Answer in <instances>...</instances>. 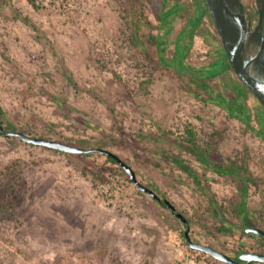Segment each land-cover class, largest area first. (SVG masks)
Masks as SVG:
<instances>
[{
  "label": "rangeland",
  "instance_id": "1",
  "mask_svg": "<svg viewBox=\"0 0 264 264\" xmlns=\"http://www.w3.org/2000/svg\"><path fill=\"white\" fill-rule=\"evenodd\" d=\"M36 1L39 7L0 0L1 126L111 149L187 216L193 240L232 256L264 252V239L246 231L264 228V107L258 99L249 94L253 131L206 100L185 75L147 59L120 15L127 0ZM144 2L165 56L173 62L181 48L193 69L215 68L208 82L220 94L224 77L234 73L216 67L221 44L205 33L214 32L208 17L192 27L199 0ZM244 3L256 22V0ZM154 5L170 13L164 23ZM144 80H150L147 90ZM188 125L201 146L214 150L211 165L185 146ZM176 155L200 183L177 165ZM233 161L252 178L247 186L215 169ZM1 204L0 264H230L191 247L184 221L101 152L67 153L0 135Z\"/></svg>",
  "mask_w": 264,
  "mask_h": 264
},
{
  "label": "trees",
  "instance_id": "2",
  "mask_svg": "<svg viewBox=\"0 0 264 264\" xmlns=\"http://www.w3.org/2000/svg\"><path fill=\"white\" fill-rule=\"evenodd\" d=\"M3 1H5L6 4H10L11 0ZM29 1L36 7H39L36 0ZM144 7V0H127V5L122 6L119 9L121 17L125 20V23L128 29L130 30L129 39L131 43L136 47H139L142 51V54L150 61L157 63L158 67H161L162 70L164 68L165 70L171 72V69H175L181 74L185 75L193 83V85L198 86L199 88L202 87L204 89V92L207 94V97L205 98L206 100H211L219 106L223 107L228 111L231 116L241 120L247 125L249 129L255 131V127L251 123V107L248 103L249 94H253L254 96L255 94L246 86V84L238 77V75L234 71L227 55L226 49L222 43V40L214 27L207 0H199V14L198 16L196 15L195 17H191L190 21L192 27L195 28L203 20L204 16L208 17L209 23L214 28V32L211 33L210 31L206 30L205 33L207 35H213L221 44L218 52L219 55H221V58L217 63L216 67L219 64H222V66L226 67L225 69H230V72L234 73L233 77H224V83L226 84V87L222 92H220V94H214L213 88L208 82L209 78H212L216 75L217 71L214 70L215 68L193 69L191 66L187 65L183 61V59L185 58V52L184 49L181 48L179 49L178 55L175 57L173 62L165 56L162 46V37L156 32H154V30L157 28V25L149 18ZM154 9L159 20L164 23L170 13L168 11L163 10V6L162 8H160L158 5H154ZM16 16L24 20L26 23L35 27V29H39L38 26L31 20L29 16L18 13L16 14ZM46 39L48 44L52 46L51 40L49 38ZM179 39L181 40L182 38L180 37ZM155 55H157V58H155ZM59 59L63 64L66 77L75 86L76 89H81V86L76 81L72 70L69 68V66L63 59ZM149 81L150 80H144L142 83V87H145L146 90L147 83ZM85 90L95 94L94 90L92 89ZM258 101L260 102V100ZM261 105L263 104L261 103ZM3 113L4 111L0 106V135L10 137L11 135L9 134V131L7 129L12 131L16 130V128L12 126V124H10L11 126L8 128H3L1 126V117ZM119 128L121 130L122 126H120ZM186 133L187 136L184 139L185 146H187L188 149L195 153L204 162L211 165V158L215 157L214 150L204 148L200 145L197 131H195L190 125L186 127ZM86 147L88 146L86 145ZM81 154L88 153L85 152ZM107 157L109 160L118 163L113 157L109 155H107ZM174 160L178 166L191 173L195 177V180L200 183L199 174L191 168V166L186 162L184 158H182L180 155H176ZM122 169L124 168L122 167ZM215 169L217 170V172L223 174L230 173L234 176L239 177V181L241 183H244V186H247L246 183L249 182L250 179H252L251 177L247 178L244 176V169L238 161H233L228 167L223 168L221 166H217L215 167ZM148 186L155 189L160 195L162 194L156 182L151 181L150 185ZM4 206L5 204H1L0 210L3 209ZM197 264L201 263L198 262Z\"/></svg>",
  "mask_w": 264,
  "mask_h": 264
},
{
  "label": "water",
  "instance_id": "3",
  "mask_svg": "<svg viewBox=\"0 0 264 264\" xmlns=\"http://www.w3.org/2000/svg\"><path fill=\"white\" fill-rule=\"evenodd\" d=\"M207 2L214 27L222 40L234 71L264 105V0H256L258 12L256 22L244 0H207ZM9 134L34 145L46 146L67 153L101 152L113 157L141 190L150 193L184 221L187 226L186 240L191 247L230 264L264 263V252L244 251L240 254L241 260H237L220 249L193 240L189 233L187 216L179 211L171 200L163 198L155 189L142 182L138 178L135 168L113 150L100 146L85 148L61 140L33 136L20 130L9 131ZM246 231L252 235L256 233L264 238V228L262 227L250 226Z\"/></svg>",
  "mask_w": 264,
  "mask_h": 264
},
{
  "label": "flooded vegetation",
  "instance_id": "4",
  "mask_svg": "<svg viewBox=\"0 0 264 264\" xmlns=\"http://www.w3.org/2000/svg\"><path fill=\"white\" fill-rule=\"evenodd\" d=\"M248 233V232H247ZM249 235H251V236H257L258 234H251V233H248ZM258 236H260V235H258ZM261 237V236H260ZM264 239V238H263ZM242 252H244V251H242ZM242 252H240V253H238V254H236L235 256H233L235 259H237V260H241V258H240V254L242 253ZM260 252H262V251H260Z\"/></svg>",
  "mask_w": 264,
  "mask_h": 264
}]
</instances>
